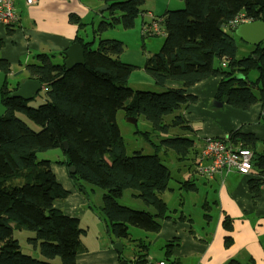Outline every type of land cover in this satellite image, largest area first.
<instances>
[{"label":"trees","instance_id":"obj_1","mask_svg":"<svg viewBox=\"0 0 264 264\" xmlns=\"http://www.w3.org/2000/svg\"><path fill=\"white\" fill-rule=\"evenodd\" d=\"M100 1L108 9L101 11L106 17L94 30L93 39L76 40L84 49V65L67 70L62 53L61 63L54 62L55 55L39 54L36 63L26 66L29 77L45 87V103L31 106L41 94L31 101L12 97L20 81L12 83L7 78L3 88L7 113L0 119V264H76L77 256L86 250L81 243L85 231L79 219L54 207L55 202L69 197V191L57 181L52 162L40 154L62 151L64 160L58 163L74 168L69 174L80 191L86 183L105 192L101 210L110 234L115 239L131 240L129 227L157 233L162 222L170 219L161 194L169 188L172 171L163 163L161 153L174 152L176 161L184 164L194 151L192 139L169 137L173 128L190 131L183 126L182 116H175L198 102L188 88L212 77L220 78L217 100L227 97L229 104L241 110L260 104L264 113V43L251 46L250 53L239 57L235 35L239 25L231 27L239 19L264 22V0H183V9L168 10L163 19L155 17L153 21H159L165 30V41L160 51L147 59L144 70L158 87L165 88L169 81L183 83L182 88H165L159 93L130 88L128 82L136 67L120 60L124 44L102 38L118 26L133 28L146 0ZM0 71L7 76L12 72L9 62L2 58ZM253 72L258 73L255 80L250 77ZM239 75L243 76L240 80ZM121 111L126 118L144 117L152 125V132L143 134L153 154L127 155L117 122ZM168 116H175L170 123L165 121ZM154 136L161 140L153 141ZM228 137L233 144L253 152V166L264 177V154L258 151L256 137L239 131ZM65 141L68 151L63 146ZM195 154L198 158L199 153ZM194 167L191 163L189 169ZM263 183L262 179L249 182L254 199L260 196ZM182 187L197 190L189 182H183ZM128 190L135 191L133 198L149 209L134 210L120 204L118 199ZM205 218L211 219L209 215ZM224 225L232 228L229 220ZM23 230L35 234L28 243L44 260L22 252L15 232ZM176 245L174 241L164 246L167 264ZM144 257L140 259L142 264L146 263ZM229 264L242 263L232 260Z\"/></svg>","mask_w":264,"mask_h":264},{"label":"crops","instance_id":"obj_2","mask_svg":"<svg viewBox=\"0 0 264 264\" xmlns=\"http://www.w3.org/2000/svg\"><path fill=\"white\" fill-rule=\"evenodd\" d=\"M146 2L142 7V22L145 16L163 19V14H156L153 9L148 8ZM157 4L158 0L151 3L153 7ZM104 6L107 5L100 0H37L33 5H27L25 0H17L15 9L19 15V23L9 30L0 25V39L3 42L0 58L9 62L12 71L8 78H12V83L20 81L21 84L30 78L26 66L36 63L39 54L55 55L56 61L58 58L62 61L61 54L64 53L65 60V51L78 37L86 42L91 41L93 38L88 37L87 26L89 23L93 24L94 20L99 24L106 17V14L101 13ZM78 20L85 25L84 28L79 26ZM162 29L165 33L163 27ZM109 36L105 37L108 39ZM251 51L252 49L249 53ZM154 53L158 52H150L147 59L155 55ZM132 75L133 73L130 79ZM219 82L220 78L212 77L188 88L187 91L196 95L198 101L201 95L208 101L217 100ZM182 87L181 82L169 81L165 88ZM44 90L45 87L42 91ZM220 101L226 105L223 99ZM193 105L196 104L188 105L175 116H182L183 126L190 128V131L179 129L184 133L183 137L194 141L195 153L200 152L205 138H222L239 131L242 134L254 135L259 142V145H256L258 151L264 154V113L260 104L248 110L237 109L229 104L228 106L238 110L234 118V128L230 131L229 128L213 129L209 125L205 127L201 115H192ZM173 129L175 130L172 134L177 132L176 128ZM194 151L184 164L179 163L176 168L179 180L173 174L175 170H171L174 175L171 181L177 184V187L167 189L174 194V198L169 202L171 207L162 197L169 209L170 219L162 222L159 232H146L144 238L134 239L129 227V243L126 239H115L109 232L103 214H95L96 209L101 210L103 207V196L102 203L95 204L93 197L97 187L83 183V191L77 188L69 174L72 172L71 167L58 163L64 160L62 151L56 160L44 158L47 153L43 155V159L52 162L51 168L59 184L69 191V197L63 202H55L54 207L62 210L67 216L78 218L81 228L85 231L81 243L86 250L77 256L76 264H121L122 261L126 264H136L143 256H146L144 264H148L151 261L164 260V246L174 241L178 245L173 248L168 264H229L232 260L242 264H264V183L261 194L256 199L249 188L251 180L262 179L264 182V177L254 167L247 176L231 172L202 178L195 171L198 158ZM191 163L195 164V167L189 169ZM183 182L194 184L197 190H185L182 187ZM196 208L201 215L200 226L196 225L195 218L191 216ZM205 215H209L211 219L206 220ZM226 220L232 223L230 230L224 225ZM23 232L26 231H21V234ZM101 233H105V239ZM118 243L122 245V253L114 247ZM26 246L27 251L32 250L30 245ZM37 250L34 248V251ZM125 251L129 253L128 258L123 257Z\"/></svg>","mask_w":264,"mask_h":264},{"label":"rangeland","instance_id":"obj_3","mask_svg":"<svg viewBox=\"0 0 264 264\" xmlns=\"http://www.w3.org/2000/svg\"><path fill=\"white\" fill-rule=\"evenodd\" d=\"M146 5L148 6L149 9H153L156 14H164L167 10L174 11V10H179L184 8V2L183 0H158V4L156 7H153L151 3L154 0H146ZM155 16H145L144 22H142L143 18L141 16H138L135 22V26L131 29H124L122 26H118L114 28V30H111L109 33H105L103 35V39H107L105 36H109L108 39H114V40H119L124 44V52L120 56V60L123 63L130 64L135 66L136 68L134 69L132 79L129 80L128 85L130 88H132L134 91H145V92H163L166 89L158 87L155 85L153 78L147 74L144 70V66L146 64V60L149 57L150 52H159L164 41H165V36L159 35V36H154V35H144L142 32L144 24H152L153 19ZM98 27V23H96V20H94L93 24H90L87 26V34L90 39H92L93 32L95 28ZM162 28V27H161ZM163 30V29H162ZM238 45H239V57L245 56L246 54L249 53V50H251V46L245 44L242 42L240 39L236 38ZM155 54V53H154ZM54 61L57 63L58 61L61 62V59L58 58V61L54 59ZM258 76L257 72H253L250 77L252 80H255ZM10 81L12 80L9 79ZM13 87V84H12ZM199 92V91H198ZM45 95V90L41 91V96L37 98L36 101H34L31 106L33 107H38L39 105L43 104L46 102V97ZM223 100L225 101L224 105L221 101L213 99L212 101H208L207 99L204 98V95L200 96V99L196 105L192 106V115H201L204 119L205 127L209 125L213 129H226L229 128L228 131L233 129L234 127V118L236 116V111L237 109H234L226 102L228 100L227 97H223ZM240 113V112H239ZM19 118L22 120L26 121L32 128L38 130V128L29 120L27 119L24 115L17 113L16 114ZM129 117H125V113L123 111L119 112L117 116V122L118 125L121 129V134L124 138V143L126 146V152L127 155H133L135 152H141L142 154L145 155H151L154 153L150 143L146 141L144 137V132H152V125L144 118L140 117L139 120L137 121V124H133L129 121ZM172 116H168L165 118V121L170 123L172 120ZM175 129H172L171 132H173ZM177 132L176 133H170L169 137H183L184 133L179 129L176 128ZM153 141L159 142L160 139L159 137H155ZM59 150H52L50 152L42 153L39 156L43 158H50L53 160L58 159ZM61 153V152H60ZM62 155V154H61ZM161 157L163 159V163L167 165L171 170L174 169L175 171L173 174H175L176 179L180 178L177 175V170L176 168L180 165L177 159V156L174 152H169L167 154L161 153ZM172 174V175H173ZM174 176V175H173ZM172 176V177H173ZM179 180V179H178ZM174 182H170L169 187L174 188V186L177 187V184ZM95 195L93 197V202L95 204H100L102 203V196L104 191L102 189L96 188L95 190ZM136 192L133 190H128L124 193V196L120 199H118V202L122 204L123 206L130 207L134 210H147L149 209L143 201L141 200H136L133 198V194ZM164 195V196H163ZM164 198L165 201L169 204L170 206V200L174 198V194L172 191L167 190L166 193L161 194V198ZM187 200V198L185 199ZM171 207V206H170ZM97 211L95 214L100 213L101 215L103 214L100 212V209H96ZM192 218H195V223L196 225L200 226V214L199 211H194V213L191 214ZM130 233L134 239L138 238H144L145 231H142L136 227H130ZM24 235V236H23ZM103 236V239L106 238L105 233H101ZM35 236L34 233L26 231L21 234V231L15 232V238H17L20 241V244L22 245V252L25 254H29L39 260H44V258L40 255V252L34 251V248L32 245L28 243L29 238H33ZM115 240V239H114ZM128 242V240H126ZM129 243V242H128ZM26 244L30 245L32 247L31 251L26 250ZM129 246H127L128 248ZM126 248V250H127ZM128 258L129 253L125 251L123 253V257Z\"/></svg>","mask_w":264,"mask_h":264},{"label":"built area","instance_id":"obj_4","mask_svg":"<svg viewBox=\"0 0 264 264\" xmlns=\"http://www.w3.org/2000/svg\"><path fill=\"white\" fill-rule=\"evenodd\" d=\"M17 0H0V25L8 30L19 23V15L15 5ZM37 0H25L27 5L35 4ZM247 22L244 19L235 20L231 23L232 28ZM142 32L144 35L164 36L159 21H153L151 25H144ZM253 152L243 148L241 145L232 143L228 136L222 138H205L196 162L195 171L202 178H212L217 175L231 172L243 176L250 175L253 166ZM148 264H167L165 260L151 261Z\"/></svg>","mask_w":264,"mask_h":264},{"label":"water","instance_id":"obj_5","mask_svg":"<svg viewBox=\"0 0 264 264\" xmlns=\"http://www.w3.org/2000/svg\"><path fill=\"white\" fill-rule=\"evenodd\" d=\"M108 6H104L101 10H107ZM235 35L241 39L244 43L250 46H260L264 43V22L263 21H254V22H247L239 25L235 31ZM85 64V57H84V49L78 43H73L66 51H65V60L64 65L67 70H71L76 66L84 65ZM8 76L0 71V119H2L6 113L7 108L3 104V97L2 91L7 82ZM243 76L239 75L238 79H242ZM43 90V85L40 80L29 78L22 82L18 89L11 93L12 97L21 98L25 101H31L36 94ZM129 121L133 124H137V119L133 117L128 118ZM263 121H264V114H263ZM64 149L66 151L69 150V145L65 141L63 143ZM71 171H74V168H70ZM119 253H122L123 248L120 243L114 246ZM121 264H126L125 261H122Z\"/></svg>","mask_w":264,"mask_h":264},{"label":"clouds","instance_id":"obj_6","mask_svg":"<svg viewBox=\"0 0 264 264\" xmlns=\"http://www.w3.org/2000/svg\"><path fill=\"white\" fill-rule=\"evenodd\" d=\"M245 23H247V22H245Z\"/></svg>","mask_w":264,"mask_h":264}]
</instances>
